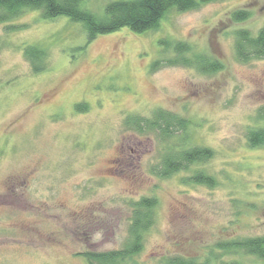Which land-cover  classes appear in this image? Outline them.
<instances>
[{"label":"rangeland","instance_id":"1","mask_svg":"<svg viewBox=\"0 0 264 264\" xmlns=\"http://www.w3.org/2000/svg\"><path fill=\"white\" fill-rule=\"evenodd\" d=\"M112 1L82 7L102 17ZM238 10L249 18L233 19ZM263 27L264 0L172 8L156 30L125 27L91 42L66 16L27 11L0 24V264H89L82 253L125 246L143 197L158 199L155 223L125 264H264L219 246L264 237V145L249 141L264 130V59L243 61L236 50L238 31ZM162 40L185 42L187 57L219 67L177 63ZM30 46L48 54L39 73ZM157 109L189 121L173 141L207 147L212 158L168 178L153 174L166 143L126 119ZM196 169L217 185L185 181Z\"/></svg>","mask_w":264,"mask_h":264},{"label":"trees","instance_id":"2","mask_svg":"<svg viewBox=\"0 0 264 264\" xmlns=\"http://www.w3.org/2000/svg\"><path fill=\"white\" fill-rule=\"evenodd\" d=\"M84 0H0V24L15 20L27 11H39L41 17L46 20H54L66 16L70 20L82 23L87 31V41L91 42L98 35L129 28L135 33H145L159 28L161 21L167 12L176 8L179 11H187L197 8L201 3L215 0H117L106 5L105 14L102 17L82 7ZM250 13L246 10L233 12L232 17L236 21L248 19ZM236 50L239 58L248 61L253 58L264 59V27L256 35L247 30L236 33ZM165 46L173 47L177 57V63L198 66L200 70L215 71L217 64L209 62L207 56H196L191 59L186 56L191 51L189 44L185 42L170 43L162 40ZM25 55L31 62L33 72L39 73L46 69L47 52L36 46L25 49ZM208 59V60H207ZM156 64V63H155ZM154 64V65H155ZM82 110V105H77ZM126 125L133 127L141 133H156L166 146L162 149L160 161L152 167V173L161 178H168L176 173L189 170L193 165L206 162L212 158L213 151L204 146H186L173 138L178 133H185L189 128V121L177 114L157 109L153 116L143 117L129 116ZM251 145H264V130L254 129L250 132ZM185 181L191 184H205L215 187L217 180L207 174L203 169L195 170ZM132 221L129 227V239L120 249L102 252H85L84 255L89 264H125L138 255L145 241V234L155 223V209L158 205L156 197H143L134 203ZM225 249L224 253L244 252V255L264 259V237L244 238L219 245ZM167 260V259H165ZM164 260V261H165ZM205 262L204 264H207ZM165 264H199L194 258L185 257L170 258ZM221 264H241L239 261L225 262Z\"/></svg>","mask_w":264,"mask_h":264}]
</instances>
